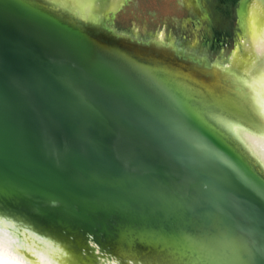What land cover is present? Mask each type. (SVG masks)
<instances>
[{"label": "water", "instance_id": "95a60500", "mask_svg": "<svg viewBox=\"0 0 264 264\" xmlns=\"http://www.w3.org/2000/svg\"><path fill=\"white\" fill-rule=\"evenodd\" d=\"M122 1L0 0V226L57 264H264L248 22L213 59L116 31Z\"/></svg>", "mask_w": 264, "mask_h": 264}, {"label": "rangeland", "instance_id": "374dc122", "mask_svg": "<svg viewBox=\"0 0 264 264\" xmlns=\"http://www.w3.org/2000/svg\"><path fill=\"white\" fill-rule=\"evenodd\" d=\"M202 1L204 9L194 0H123L116 14L109 13V21L118 28L135 29L128 33L138 38L189 41L213 59L221 55L227 59L244 35L242 0Z\"/></svg>", "mask_w": 264, "mask_h": 264}, {"label": "bare ground", "instance_id": "6f19581e", "mask_svg": "<svg viewBox=\"0 0 264 264\" xmlns=\"http://www.w3.org/2000/svg\"><path fill=\"white\" fill-rule=\"evenodd\" d=\"M240 19L248 22L251 46L261 59L253 78L264 95V0H251L247 7H242ZM37 246L20 240L11 230L0 226V264H57Z\"/></svg>", "mask_w": 264, "mask_h": 264}, {"label": "flooded vegetation", "instance_id": "af4514ba", "mask_svg": "<svg viewBox=\"0 0 264 264\" xmlns=\"http://www.w3.org/2000/svg\"><path fill=\"white\" fill-rule=\"evenodd\" d=\"M195 1V3L197 4V6L199 7V8H202V9H204L205 7H204V3H203V1H201V0H194ZM116 14V13H115ZM126 14V15H125ZM124 15H125V20L124 21H126V17H129V14L128 13H124ZM115 17H117V16H115ZM118 20H120V19H118ZM116 21H117V19H116ZM117 23H118V21H117ZM122 24V23H121ZM113 25V24H112ZM119 25H120V23H119ZM114 26V28L116 29V31H118V32H122V33H125L126 35H130V33H128V32H135L136 30L135 29H130V30H127V29H122L121 27H123V25L122 26H120L119 28L118 27H116L115 25H113ZM132 36V35H131ZM133 37H135V36H133ZM151 38H155V37H151ZM142 39V38H141ZM143 39H147V38H143ZM176 43L177 44H179V46L180 47H183V48H190V49H192V50H195V51H199V49H197L196 47H194L191 43H189V41H184V43H179V40L178 41H176ZM202 52V51H201Z\"/></svg>", "mask_w": 264, "mask_h": 264}]
</instances>
